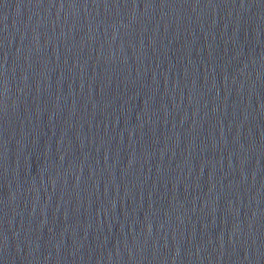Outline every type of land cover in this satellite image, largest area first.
<instances>
[{
    "label": "water",
    "instance_id": "water-1",
    "mask_svg": "<svg viewBox=\"0 0 264 264\" xmlns=\"http://www.w3.org/2000/svg\"><path fill=\"white\" fill-rule=\"evenodd\" d=\"M0 264H264V0H0Z\"/></svg>",
    "mask_w": 264,
    "mask_h": 264
}]
</instances>
